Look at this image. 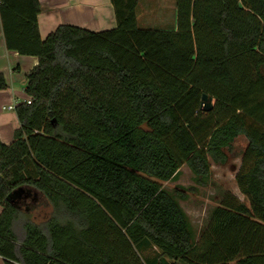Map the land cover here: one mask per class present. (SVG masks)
<instances>
[{"label": "trees", "instance_id": "16d2710c", "mask_svg": "<svg viewBox=\"0 0 264 264\" xmlns=\"http://www.w3.org/2000/svg\"><path fill=\"white\" fill-rule=\"evenodd\" d=\"M110 2L114 28L42 39L39 0H0L6 48L38 59L0 140L3 263L264 264V0H175L171 28H141L139 0ZM239 135L248 204L226 192L196 237L186 195L161 182L186 164L206 184Z\"/></svg>", "mask_w": 264, "mask_h": 264}, {"label": "crops", "instance_id": "0c3cea01", "mask_svg": "<svg viewBox=\"0 0 264 264\" xmlns=\"http://www.w3.org/2000/svg\"><path fill=\"white\" fill-rule=\"evenodd\" d=\"M39 1L38 30L42 39L61 24L92 31L108 30L116 25L110 0ZM174 17L173 24L167 28L175 27L176 14ZM37 63L35 56L21 55L6 48L0 22V74L6 81V87L0 90V140L4 144L12 142L13 133L19 126L14 108L29 98L24 90L26 75ZM0 264H4L1 257Z\"/></svg>", "mask_w": 264, "mask_h": 264}, {"label": "rangeland", "instance_id": "374dc122", "mask_svg": "<svg viewBox=\"0 0 264 264\" xmlns=\"http://www.w3.org/2000/svg\"><path fill=\"white\" fill-rule=\"evenodd\" d=\"M136 13L141 28H167L175 19V0H139ZM246 145L245 136L236 137L227 151V163L220 165L211 162V175L206 184H198L186 164L180 167L175 179L161 182L165 189L180 190L186 195L185 199H179V203L187 214L196 236L206 226L211 209L219 204L226 192L236 195L248 204L235 182V174L241 164ZM33 217L38 221L41 220L44 218V211L38 208L33 212ZM140 254L143 258L152 259L158 255V251L154 247L147 246L140 250Z\"/></svg>", "mask_w": 264, "mask_h": 264}, {"label": "water", "instance_id": "95a60500", "mask_svg": "<svg viewBox=\"0 0 264 264\" xmlns=\"http://www.w3.org/2000/svg\"><path fill=\"white\" fill-rule=\"evenodd\" d=\"M201 103H202V109L206 112L211 110L213 107L212 97L205 93L202 94ZM38 196L39 194L37 192H34L33 196L29 197V199L33 203L37 201V199L39 198Z\"/></svg>", "mask_w": 264, "mask_h": 264}, {"label": "built area", "instance_id": "2783aa9c", "mask_svg": "<svg viewBox=\"0 0 264 264\" xmlns=\"http://www.w3.org/2000/svg\"><path fill=\"white\" fill-rule=\"evenodd\" d=\"M26 102H27V103H30V102H31V101H30V98H28V99L26 100Z\"/></svg>", "mask_w": 264, "mask_h": 264}]
</instances>
